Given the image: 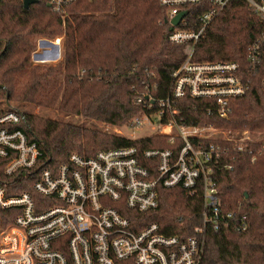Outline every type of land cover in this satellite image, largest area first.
Segmentation results:
<instances>
[{
	"label": "trees",
	"instance_id": "16d2710c",
	"mask_svg": "<svg viewBox=\"0 0 264 264\" xmlns=\"http://www.w3.org/2000/svg\"><path fill=\"white\" fill-rule=\"evenodd\" d=\"M208 6L207 1L189 6L188 19L195 20ZM167 19L160 0H75L60 12L50 0L28 8L24 0H0V100L7 99L0 115L12 103H31L106 124L131 125L143 112L137 98L146 85L154 96H167L173 73L188 57V45L170 41ZM62 33L63 58L56 64H36L32 56L38 39ZM263 33L264 20L244 0H230L199 39L193 60L238 62L249 90L230 101L228 118L208 115L206 101L185 99L179 105L189 124L237 133L231 139L206 141L220 146L214 174L218 193L225 210L236 211L238 223L219 231L207 229L201 264H264V140L255 138L264 135V44L258 41ZM257 44L258 54L251 61ZM23 113L19 127L42 150L40 164L49 166L66 162L72 152L90 156L115 147H152L158 138L131 139ZM244 132L253 136L243 141ZM4 161L0 185L15 188L11 194L32 191L36 171L9 176ZM202 210L199 196L175 187L162 189L159 208L142 217L158 222L168 235L187 237L201 225ZM15 212L0 210V230L13 221ZM244 216L245 228H234Z\"/></svg>",
	"mask_w": 264,
	"mask_h": 264
},
{
	"label": "built area",
	"instance_id": "2783aa9c",
	"mask_svg": "<svg viewBox=\"0 0 264 264\" xmlns=\"http://www.w3.org/2000/svg\"><path fill=\"white\" fill-rule=\"evenodd\" d=\"M73 1L50 3L60 12ZM203 1L209 6L190 21L188 7ZM244 1L264 20V0ZM160 2L168 10L170 41L188 45L189 52L173 73L167 96H154L146 85L137 98L143 112L131 125L146 132L131 139L158 136L156 145L102 149L90 156L72 152L66 162L49 166L40 164L42 150L19 127L25 119L22 112L11 108L0 115L5 173L36 171L32 191L11 194L15 188L0 185V210L16 211L0 230V264H201L207 229L219 231L238 223L236 211L225 210L218 193L214 174L220 146L206 145L217 138L218 128L185 122L179 107L185 99L206 101L208 115L228 118L230 101L249 90L238 62L193 60L199 39L230 0ZM183 11L186 16L174 25L173 18ZM60 41L51 42L60 47ZM258 41L264 44V33ZM259 46H253L251 61ZM48 52L53 51L44 50ZM175 187L203 200L201 225L191 236L168 235L158 222L142 217L159 208L162 189ZM244 220L234 228L244 229Z\"/></svg>",
	"mask_w": 264,
	"mask_h": 264
},
{
	"label": "rangeland",
	"instance_id": "374dc122",
	"mask_svg": "<svg viewBox=\"0 0 264 264\" xmlns=\"http://www.w3.org/2000/svg\"><path fill=\"white\" fill-rule=\"evenodd\" d=\"M57 38H61V43H60V49H59V54L58 58L54 59V53H56L55 48H52L51 46H47L46 44H44L43 42H40V40H44V41H54ZM63 38H64V33L59 34L53 38H40L38 39L37 42V49L34 52L33 56H32V60L36 63V64H56L58 63L62 58H63ZM46 49H50L53 52L50 53V57L45 59L46 61H40L38 59V57H40V55L44 54V50ZM43 59V58H41ZM61 79H64L63 76H61ZM0 107L1 108H6L7 107V99H1L0 100ZM9 108H16L22 112L25 113H31V114H37V115H41L44 116L45 118H49V119H55V120H60V121H71L75 124H78L79 126H81L82 128H85L86 130L89 129H95V130H101L107 133H112V134H116L119 136H124V137H128V138H137L142 136L143 134H145L146 129H134L132 127V125H130L129 123L126 124H122V125H112V124H106V123H102V122H98V121H94V120H89V119H84L82 117L79 116H74V115H70L67 114L65 112L59 111L57 109H52V108H43V107H39L36 106L34 104L31 103H12L10 105ZM218 132H216L215 136L217 137V139H226L229 137H233L235 135H232V133H230L231 131H227V130H223V129H217ZM252 135V134H250ZM248 132H244L243 134V141L247 140V138L250 139V136ZM258 135V134H257ZM253 136V135H252ZM260 136V135H258ZM255 136L256 139H260V140H264V135L258 137Z\"/></svg>",
	"mask_w": 264,
	"mask_h": 264
},
{
	"label": "water",
	"instance_id": "95a60500",
	"mask_svg": "<svg viewBox=\"0 0 264 264\" xmlns=\"http://www.w3.org/2000/svg\"><path fill=\"white\" fill-rule=\"evenodd\" d=\"M37 1L38 0H24V6H25V8H28L32 3L37 2ZM49 6H50V4H49ZM186 14H187L186 11L181 12L180 14H178L176 17L173 18L172 23L174 25H178L181 22V20L186 16ZM43 43L46 44L47 46H51V47L55 48L56 53H55L54 59L58 58L60 47L58 45H54V43L51 41H43ZM22 115H24L23 112H22ZM247 196L248 195L246 193V197Z\"/></svg>",
	"mask_w": 264,
	"mask_h": 264
},
{
	"label": "bare ground",
	"instance_id": "6f19581e",
	"mask_svg": "<svg viewBox=\"0 0 264 264\" xmlns=\"http://www.w3.org/2000/svg\"><path fill=\"white\" fill-rule=\"evenodd\" d=\"M58 44H59V43H58ZM46 54H47V53H45V54H43V55H40V57H38V59H39L40 61H43V62L46 61L45 58H43ZM59 55H60V54H59ZM41 58H43V59H41Z\"/></svg>",
	"mask_w": 264,
	"mask_h": 264
}]
</instances>
